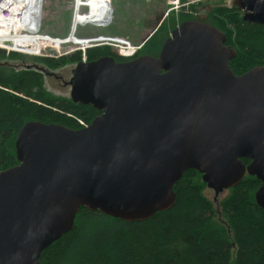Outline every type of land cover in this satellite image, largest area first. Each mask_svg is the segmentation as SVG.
<instances>
[{"label":"water","instance_id":"water-1","mask_svg":"<svg viewBox=\"0 0 264 264\" xmlns=\"http://www.w3.org/2000/svg\"><path fill=\"white\" fill-rule=\"evenodd\" d=\"M233 3L245 20L264 23V0ZM226 39L213 23L187 18L157 55L76 62L70 96L101 112L79 128L31 119L19 129L18 162L0 169V264H41L82 206L128 221L171 208L174 185L190 168L214 189L216 203L246 171L255 174L264 206V64L236 74L237 51ZM2 43L36 48L33 40Z\"/></svg>","mask_w":264,"mask_h":264},{"label":"trees","instance_id":"trees-1","mask_svg":"<svg viewBox=\"0 0 264 264\" xmlns=\"http://www.w3.org/2000/svg\"><path fill=\"white\" fill-rule=\"evenodd\" d=\"M186 1V0H184ZM199 1L164 19L160 27L137 52L156 53L164 39L184 19L199 18ZM172 27L167 30V21ZM206 19L227 35L237 49L234 66L248 68L264 63V23L243 18L235 4H213ZM163 29H165L163 31ZM113 54L127 59L106 44H94L61 55H29L7 51L0 46V169L18 162L16 135L31 119L82 127L79 118L90 123L99 113L92 103L75 101L70 95L56 94L45 84L39 68L15 65L17 61L38 62L51 69L83 59L93 60ZM134 57V56H132ZM246 160V158H243ZM260 184L247 173L216 203L205 193L202 173L190 168L176 181L175 204L143 220L128 221L82 206L74 228L46 247L41 264H264V206L256 201Z\"/></svg>","mask_w":264,"mask_h":264},{"label":"rangeland","instance_id":"rangeland-1","mask_svg":"<svg viewBox=\"0 0 264 264\" xmlns=\"http://www.w3.org/2000/svg\"><path fill=\"white\" fill-rule=\"evenodd\" d=\"M199 1L201 3L197 4V12L192 9L189 10L198 14L199 18H205V12L215 3L224 2L229 5L233 3V0H88L86 3L90 6V9L88 7L85 8L89 10L82 12V18L89 22L78 25L77 35L92 36L105 34L118 37L123 36L128 42L135 45L140 44L142 47L147 40H144L145 36L160 22L163 16L166 19L171 15L178 23L180 20L178 15L181 10H184L183 5L187 6L191 2L198 3ZM73 9L74 5L70 0H46L42 15V30L58 37L68 36ZM75 20L78 21V18L76 17ZM108 20H110V23L107 25L92 23L94 21L106 22ZM171 25L172 23L169 19L167 21V30L172 27ZM77 46L79 45L70 41L63 43L60 51L55 50L52 44L48 45L44 51L55 53L57 56L69 53L65 51ZM141 47L136 52H139ZM112 48L117 54L126 58L132 55V52L127 48L114 46ZM117 48L127 50L128 53L124 54L122 51L116 50ZM4 49L10 50L8 48ZM19 63L22 62H15V64ZM75 64V62L67 63L59 68L51 69V73H45L46 86L56 94L70 95L71 85L66 84V82L70 79ZM228 192L229 189H225L220 193L219 198ZM205 193L213 199L215 191L212 187L206 186Z\"/></svg>","mask_w":264,"mask_h":264},{"label":"built area","instance_id":"built-area-1","mask_svg":"<svg viewBox=\"0 0 264 264\" xmlns=\"http://www.w3.org/2000/svg\"><path fill=\"white\" fill-rule=\"evenodd\" d=\"M73 2V16L69 28L68 36L58 37L57 35L45 32L42 30V15L46 0H0V46L11 50L21 51L27 54L37 55H56L55 53L45 52L44 49L48 45L55 47V50L60 51V47L65 42H74L79 46L68 49L65 52H70L75 49H82L84 52L86 47L94 44L106 43L111 47H124L135 55L141 45H135L128 42L123 36L112 35H92L78 36L77 30L79 24H85L86 21L82 18V12L88 11L90 6L86 3L88 0H70ZM88 7L89 9H85ZM78 18V21L75 18ZM98 25H107L106 22H92ZM10 39L14 42L20 40L35 41L36 48L16 47L3 44L2 41ZM85 57V56H84ZM80 123L85 126L88 124L83 118H79Z\"/></svg>","mask_w":264,"mask_h":264},{"label":"flooded vegetation","instance_id":"flooded-vegetation-1","mask_svg":"<svg viewBox=\"0 0 264 264\" xmlns=\"http://www.w3.org/2000/svg\"><path fill=\"white\" fill-rule=\"evenodd\" d=\"M232 4H234V3H232ZM232 4H230V5H232ZM210 9V8H209ZM207 12H205V14H206ZM243 13H244V11H243ZM204 18V17H203ZM199 19H202V17L201 18H199ZM203 20H206V19H203ZM206 21H208V20H206ZM210 22V21H209ZM212 23V22H211ZM214 24V23H213ZM215 25V24H214ZM217 26V25H216ZM218 27V26H217ZM222 30V29H221ZM225 33V32H224ZM226 34V33H225ZM227 36V35H226ZM168 37V36H167ZM166 37V38H167ZM165 38V39H166ZM164 39V40H165ZM164 42V41H163ZM226 44H229V45H231L232 47H234L232 44H230V43H228V41H227V39H226V42H225ZM163 44V43H162ZM162 46V45H161ZM235 48V47H234ZM160 49H161V47H160ZM160 49H159V51H160ZM236 49V48H235ZM159 51L157 52V54L159 53ZM236 51H237V49H236ZM150 54H153V53H150ZM156 53H154L153 55H157ZM237 55V54H236ZM235 57V56H234ZM234 57H232V58H234ZM231 58V59H232ZM231 59H230V67L232 68V70L236 73V74H242V73H244L245 71H247L248 69H250L251 67H253V66H255V65H257V64H264V63H255L254 65H252L251 67H248V68H242V69H240L239 67H236V66H234L233 64H232V62H231ZM66 84H70V83H68V81L66 82ZM71 85V84H70ZM83 103V102H82ZM101 112V110H99V113ZM89 124V123H88ZM87 124V125H88ZM243 158H246V160H243ZM242 159V161L243 162H245L246 164H248L250 161H251V159L249 158V157H242L241 158ZM248 172L246 171L245 172V174H244V176L247 174ZM251 174V173H250ZM255 175V174H254ZM243 176V177H244ZM258 178V177H257ZM242 180V179H241ZM262 184V181L260 180V184H259V186ZM259 186H258V188H259ZM230 188V187H229ZM228 188V189H229ZM257 188V189H258Z\"/></svg>","mask_w":264,"mask_h":264}]
</instances>
